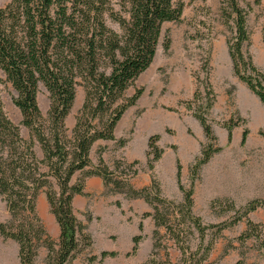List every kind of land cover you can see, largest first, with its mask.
Segmentation results:
<instances>
[{"label":"trees","instance_id":"16d2710c","mask_svg":"<svg viewBox=\"0 0 264 264\" xmlns=\"http://www.w3.org/2000/svg\"><path fill=\"white\" fill-rule=\"evenodd\" d=\"M112 1L11 0L0 7V68L18 91L14 103L22 113V125L31 133L28 139L23 137L20 126L5 113L0 98V195L9 213V218L0 222V235L18 243L21 264H37L42 247L47 249V264H71L77 254L93 244L86 222L77 216L73 199L76 195H87L86 180L99 176L109 192H121L130 199L141 198L151 207L142 217L153 221V247L142 264H173L164 237L180 251V264H215L209 260L222 232L243 219L246 229L237 239L243 245L252 241L264 256V225L248 216L264 206V199L248 201L236 209L231 220L220 223L206 224L193 211V185L199 179L202 166L222 149L202 106H198L193 115L207 142L201 145L200 154L190 167L189 188L182 182L183 167L179 159L175 167L182 202L165 198L154 178L149 185L133 187L130 180L140 172L139 159L117 158L110 166L100 149L98 163L92 164L93 145L98 140L116 139L118 122L125 111L136 104L143 88L137 89L125 103L117 106L115 103L153 62L162 24L179 21L184 8L181 0H118L121 7L129 8L127 19L114 10ZM251 8L242 6L241 0H222L220 12L234 33L228 44L234 74L264 106V73L244 51V44L249 41L247 16ZM105 13L119 22L124 30L122 36L107 26ZM103 58L110 63V73L99 70ZM77 76L86 82V97L69 134L66 119L76 98ZM39 82L50 92L51 104L46 118L37 102ZM193 98L180 104L191 108L197 99L205 98V111L211 110L216 95L209 80L204 84V95L197 89ZM241 121L246 120L241 118ZM238 125L239 121L232 118L224 124L228 141ZM248 134L249 129L244 128L240 137L242 143L246 142ZM158 140L157 133L148 138L146 162L151 171L165 152ZM128 141V138L119 139L118 147H124ZM36 144L40 146L42 157L36 151ZM171 147L176 149L175 144ZM77 172L83 175L72 184ZM41 192L46 193L50 211L59 226L57 240L50 236L38 214L37 200ZM91 219L87 217V221ZM139 229H143L141 222ZM193 236L198 239L194 245ZM142 239V234L132 237L133 245L128 254L137 253ZM117 254V251L103 250L99 262ZM96 259V255L90 257L91 261ZM244 260L241 257L236 264H246Z\"/></svg>","mask_w":264,"mask_h":264},{"label":"rangeland","instance_id":"374dc122","mask_svg":"<svg viewBox=\"0 0 264 264\" xmlns=\"http://www.w3.org/2000/svg\"><path fill=\"white\" fill-rule=\"evenodd\" d=\"M10 1L0 0V7H4ZM181 1L184 2L181 19L162 24L153 62L115 105L125 103L137 89L143 88L142 94L118 122L115 128L116 139L98 140L93 145L91 161L93 165L98 163L100 149H103L102 157L110 166L117 158L132 161L134 160L132 157H136L140 160L138 168L142 175L149 173L151 178L160 184L161 193L165 198L180 203L183 201V193L177 185L175 155L168 154L164 165L158 160L155 162V167H158H154L152 171L147 169L148 138L152 134H159L158 145L167 152H174L177 155L183 167L182 182L189 188L190 167L199 156L201 145L207 142L199 121L193 115V111L202 106V111L206 112L208 122L217 137V144L222 149L202 166L199 179L193 185V211L206 224L220 223L231 220L236 209L248 201L264 199V106L248 86L234 74L228 52V44L234 33L222 18L220 12L222 0ZM112 4L115 11L129 19L128 6L121 7L118 0H113ZM241 5L252 7L247 16L249 41L244 44V51L251 55L254 64L264 73V0H241ZM104 18L112 31H116L120 36L124 34L118 21L106 13ZM99 70L110 73L111 66L107 58L100 61ZM207 80L216 95L211 110L205 111L207 102L205 98L197 99L190 105L191 108L180 104L181 101L193 100L197 89L204 95V84ZM76 82V98L66 119L69 134L86 97L85 80L77 76ZM17 97L18 91L0 68V98L4 111L11 121L20 126L23 137L28 139L31 133L22 125V113L14 103ZM37 102L43 117L46 118L51 98L43 82H39ZM231 118L235 122L239 121V125L233 128L232 139L228 141V132L224 124ZM241 118L246 121L242 122ZM244 128L249 129V134L246 142L242 143L240 137ZM121 138L129 139L122 148L117 144ZM174 144L176 149L171 147ZM36 151L39 157H42L39 144H36ZM171 161L173 169L165 164ZM82 175L83 172H77L71 183L78 182ZM88 196L100 216H93L88 209L77 214L86 222L93 244L77 254L71 264L144 263L153 247L154 230L152 219L142 217L146 211L135 212L137 204L133 199L127 198L121 192H109L107 187H104L101 193H91ZM37 210L48 233L57 240L59 226L50 211L45 192L38 196ZM88 216L92 217L90 221H87ZM248 216L254 222L264 225V206L249 213ZM8 218L6 204L0 195V222ZM140 222L143 224L141 231ZM245 229L244 219L225 229L214 247L209 262L236 264L244 257L246 264H264V256L253 246L252 241H247L243 245L237 239ZM136 234H142L143 239L139 243L137 253L128 254L133 245L132 237ZM191 239L193 245L198 240L196 236ZM163 242L168 246L173 264H180L181 253L177 247L168 237H164ZM103 250L117 251L118 254L115 257L107 256L99 262ZM93 255H96L97 259L91 261L90 257ZM46 256L47 249L42 247L37 264H47ZM0 264H21L18 243L1 235Z\"/></svg>","mask_w":264,"mask_h":264},{"label":"crops","instance_id":"0c3cea01","mask_svg":"<svg viewBox=\"0 0 264 264\" xmlns=\"http://www.w3.org/2000/svg\"><path fill=\"white\" fill-rule=\"evenodd\" d=\"M168 154L175 155V162L174 163L176 165L177 155L174 152L169 153L166 150H165L163 156L161 157V159L159 160V163H162L164 165V160ZM132 159H138V158L132 157ZM165 164H167L168 166L171 167V169H173V161H171L170 163L165 162ZM156 167H158V166H156ZM151 179L152 178H151L149 173L148 174L143 173V175H142V172L140 171L136 177H134L130 180V183L135 188H141L143 186L149 185L151 183ZM104 187H105V184H104L103 179L101 177H99V176L89 177L85 182V192L87 193V195H76L73 199V205H74V208H75L77 214L80 211H86L88 209L89 211H91L93 216H100L99 211H97V209H94L92 201L89 200L91 198L88 195L91 193L92 194L101 193L104 190ZM133 201H135V203L137 204V206L135 207V209H136L135 212L150 211L149 209H151V207L144 200L133 199Z\"/></svg>","mask_w":264,"mask_h":264}]
</instances>
